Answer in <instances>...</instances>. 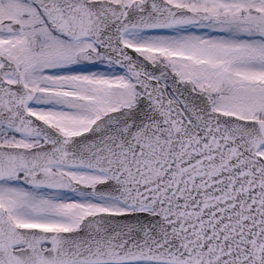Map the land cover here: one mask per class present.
Masks as SVG:
<instances>
[{"label": "snow or ice", "instance_id": "6c2138e0", "mask_svg": "<svg viewBox=\"0 0 264 264\" xmlns=\"http://www.w3.org/2000/svg\"><path fill=\"white\" fill-rule=\"evenodd\" d=\"M0 264H264V0H0Z\"/></svg>", "mask_w": 264, "mask_h": 264}]
</instances>
